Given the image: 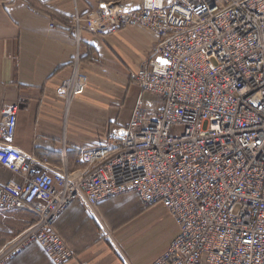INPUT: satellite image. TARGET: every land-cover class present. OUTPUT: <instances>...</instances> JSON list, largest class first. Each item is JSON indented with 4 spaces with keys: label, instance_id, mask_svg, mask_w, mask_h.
<instances>
[{
    "label": "built area",
    "instance_id": "1",
    "mask_svg": "<svg viewBox=\"0 0 264 264\" xmlns=\"http://www.w3.org/2000/svg\"><path fill=\"white\" fill-rule=\"evenodd\" d=\"M65 26L79 39L128 26L157 34L131 72L154 104L144 107L141 94L131 120L82 151L75 170L15 147L21 105L2 107L0 164L21 183L0 184V210H28L37 220L2 246L0 264L34 242L56 263L69 262L74 251L51 227L67 206L92 209L129 192L147 207L164 204L182 229L152 264H264V0L109 3L76 12ZM63 87L84 91L74 77Z\"/></svg>",
    "mask_w": 264,
    "mask_h": 264
},
{
    "label": "crops",
    "instance_id": "2",
    "mask_svg": "<svg viewBox=\"0 0 264 264\" xmlns=\"http://www.w3.org/2000/svg\"><path fill=\"white\" fill-rule=\"evenodd\" d=\"M142 0H0V121L5 104H20L15 147L40 160L70 169L84 150L102 145L114 127L126 125L141 91L131 79L156 47L157 34L142 27L80 34L65 26L109 3L129 9ZM81 94L65 89L73 78ZM144 107L155 98L143 93ZM21 181L0 164V184ZM36 220L28 210L0 211V249ZM108 226L105 235L101 224ZM74 251L66 264H152L169 248L181 227L161 204L145 207L135 192L87 209L70 204L54 225ZM4 264H56L32 243Z\"/></svg>",
    "mask_w": 264,
    "mask_h": 264
},
{
    "label": "bare ground",
    "instance_id": "3",
    "mask_svg": "<svg viewBox=\"0 0 264 264\" xmlns=\"http://www.w3.org/2000/svg\"><path fill=\"white\" fill-rule=\"evenodd\" d=\"M132 116H133V115H132ZM131 118H132V117H131ZM130 120H131V119H130ZM2 166H3V165H2ZM8 170H9V169H8ZM9 171H11V170H9ZM11 172H12L13 174L16 175L15 172H13V171H11ZM9 182H15V181H9ZM9 182H6V183H9ZM6 183H3V184H1V185H4V184H6ZM18 183H21V181H19ZM70 204H71V203H70ZM70 204L67 206V208L65 209L64 213L66 212V210L68 209V207L70 206ZM157 204H161V205H163V206L167 209V207H166L164 204H162V203H157ZM143 205H144V204H143ZM153 205H156V204H153ZM153 205H151V206H153ZM144 206H145V205H144ZM145 207H147V206H145ZM148 207H150V206H148ZM14 210H18V209H14ZM167 210H168V209H167ZM0 211H13V210H0ZM64 213H63V214H64ZM63 214H62V215H63ZM62 215H61V216H62ZM36 220H37V217H36ZM36 220H35V221H36ZM54 224H55V222H54V223L52 224V226H51L53 230H55V228H54ZM55 231H56V230H55ZM56 232H57V231H56ZM181 232H182V229H181V231H180V233H179L178 235H180ZM20 233H21V232H20ZM18 234H19V233H18ZM15 236H16V235H15ZM15 236H14V237H15ZM14 237H13V238H14ZM13 238H11V239H13ZM11 239H10V240H11ZM64 243H65L66 246H68V245L66 244L65 241H64ZM68 247H69V246H68ZM69 248H70V247H69ZM74 258H75V257H74ZM159 258H160V257H159ZM71 260H73V259H71ZM71 260H70V261H71ZM156 260H157V259H156ZM156 260H155V261H156ZM155 261H154V262H155ZM154 262H153V263H154ZM58 264H59V263H58ZM61 264H63V263H61Z\"/></svg>",
    "mask_w": 264,
    "mask_h": 264
},
{
    "label": "rangeland",
    "instance_id": "4",
    "mask_svg": "<svg viewBox=\"0 0 264 264\" xmlns=\"http://www.w3.org/2000/svg\"><path fill=\"white\" fill-rule=\"evenodd\" d=\"M88 32H89V31H88ZM91 33H92V32H91ZM94 34H95V33H94ZM132 72H133V71H132ZM131 79H132V78H131ZM133 82H134V81H133ZM141 94H142V92H141ZM142 95H143V94H142ZM148 95H149V94H148ZM150 96H152V95H150ZM152 97H153V96H152ZM133 113H134V111H133ZM133 113H132V115H133ZM131 117H132V116H131ZM130 119H131V118H130ZM129 121H130V120H129ZM3 167H4V166H3ZM35 222H36V221H34L33 223H35ZM33 223H32V224H33ZM55 223H56V222H55ZM32 224H31V225H32ZM54 225H55V224H54ZM28 227H29V226H28ZM28 227H27V228H28ZM27 228H26V229H27ZM24 230H25V229H24ZM24 230H22V231H24ZM22 231H20V232H22ZM20 232H19V233H20ZM61 238H62V237H61ZM34 243H37V242H34ZM31 244H32V243H31ZM29 245H30V244H29ZM26 247H27V246H26ZM7 260H8V259H7ZM7 260H6V261H7ZM6 261H5V262H6ZM71 261H72V260H71ZM54 262H55V261H54ZM69 262H70V261H69ZM55 263H56V262H55ZM56 264H58V263H56ZM63 264H66V262L63 263Z\"/></svg>",
    "mask_w": 264,
    "mask_h": 264
},
{
    "label": "snow or ice",
    "instance_id": "5",
    "mask_svg": "<svg viewBox=\"0 0 264 264\" xmlns=\"http://www.w3.org/2000/svg\"><path fill=\"white\" fill-rule=\"evenodd\" d=\"M163 62V61H162Z\"/></svg>",
    "mask_w": 264,
    "mask_h": 264
}]
</instances>
